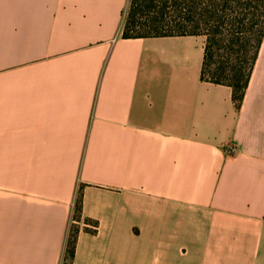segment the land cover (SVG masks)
I'll list each match as a JSON object with an SVG mask.
<instances>
[{
  "label": "crops",
  "instance_id": "obj_1",
  "mask_svg": "<svg viewBox=\"0 0 264 264\" xmlns=\"http://www.w3.org/2000/svg\"><path fill=\"white\" fill-rule=\"evenodd\" d=\"M127 4L0 0V264H264V39L237 103Z\"/></svg>",
  "mask_w": 264,
  "mask_h": 264
},
{
  "label": "trees",
  "instance_id": "obj_2",
  "mask_svg": "<svg viewBox=\"0 0 264 264\" xmlns=\"http://www.w3.org/2000/svg\"><path fill=\"white\" fill-rule=\"evenodd\" d=\"M168 36H204L201 80L230 87L233 100L239 103L264 39V0H128L123 39ZM220 44L226 50L224 60L219 59ZM250 46L253 57L246 73ZM79 214L78 195L74 216ZM74 241L73 232L68 240L69 255Z\"/></svg>",
  "mask_w": 264,
  "mask_h": 264
},
{
  "label": "rangeland",
  "instance_id": "obj_3",
  "mask_svg": "<svg viewBox=\"0 0 264 264\" xmlns=\"http://www.w3.org/2000/svg\"><path fill=\"white\" fill-rule=\"evenodd\" d=\"M126 15H127V9L124 12L123 19L125 18ZM121 34H122V30H121ZM226 44H227V42L223 43V45H226ZM251 44H253L252 46H254V44H256V42H254V39L251 40ZM220 45H221V49L218 52V55H220V58L219 59L224 60L223 57H225V55H226V50H224L225 47L222 44H220ZM252 46H250L248 48L249 51H248L247 57H246L247 58V64H248V66H246L247 68L245 67V69H244L246 73L248 71V68H249V66L251 64V60H252V57H253V49H252ZM212 68H213V66H212Z\"/></svg>",
  "mask_w": 264,
  "mask_h": 264
},
{
  "label": "built area",
  "instance_id": "obj_4",
  "mask_svg": "<svg viewBox=\"0 0 264 264\" xmlns=\"http://www.w3.org/2000/svg\"><path fill=\"white\" fill-rule=\"evenodd\" d=\"M225 153L227 154V155H233L234 153H235V148L232 146V147H226L225 148Z\"/></svg>",
  "mask_w": 264,
  "mask_h": 264
}]
</instances>
